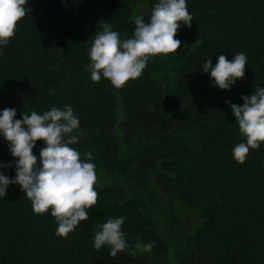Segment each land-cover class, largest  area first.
<instances>
[{"label":"trees","instance_id":"16d2710c","mask_svg":"<svg viewBox=\"0 0 264 264\" xmlns=\"http://www.w3.org/2000/svg\"><path fill=\"white\" fill-rule=\"evenodd\" d=\"M155 2L28 0L0 48V110L16 108L22 119L71 105L80 118L73 147L82 158L93 153L98 200L89 219L57 236L55 218L10 185L0 197V264H264V143L245 162L233 159L244 138L225 103L242 105V94L264 87V0H187L193 20L178 29L176 52L151 59L121 88L93 82L87 49L102 22L129 37ZM236 52L247 56L244 78L214 87L201 63ZM0 162L14 165L3 137ZM5 174L14 177V167ZM119 216L135 257L93 246L95 226ZM138 242L154 247L140 251Z\"/></svg>","mask_w":264,"mask_h":264},{"label":"clouds","instance_id":"9594fccd","mask_svg":"<svg viewBox=\"0 0 264 264\" xmlns=\"http://www.w3.org/2000/svg\"><path fill=\"white\" fill-rule=\"evenodd\" d=\"M28 0H0V48L15 36L17 22L28 15ZM193 14L187 0H156L146 20L143 14L135 17V27L129 37H121L113 25L103 21L87 49L90 63L86 71L90 79L99 82L107 79L115 88L123 87L130 79L139 78L148 62L158 55L176 52L181 41L176 38L182 25L191 26ZM202 71L210 76L214 87L231 90L237 80L245 76L248 64L244 52L234 53L231 60L225 54L217 62L207 58ZM243 104H229L235 124L244 138L232 149L233 159L243 163L250 149L264 143V87L257 86L250 95H241ZM17 109L0 110V137L7 142L12 162H0V197L5 198L12 184L20 186L31 201L37 214L49 213L55 218L57 236H67L78 224L89 219V210L97 204L98 192L94 159L91 151L81 153L73 147L80 137L73 133L80 129V118L71 105L51 106L48 110L22 112L16 119ZM42 140L39 156L34 154L37 141ZM14 167L15 176L5 174ZM124 216L109 217L95 226L93 246L100 250L107 246L115 257L126 252L136 256L122 229ZM154 242L135 245L140 251H151Z\"/></svg>","mask_w":264,"mask_h":264},{"label":"rangeland","instance_id":"374dc122","mask_svg":"<svg viewBox=\"0 0 264 264\" xmlns=\"http://www.w3.org/2000/svg\"><path fill=\"white\" fill-rule=\"evenodd\" d=\"M181 208L183 209L182 211L184 212L183 214L187 213L190 216L194 217L196 215V210L195 209H187V207H183L181 206Z\"/></svg>","mask_w":264,"mask_h":264}]
</instances>
